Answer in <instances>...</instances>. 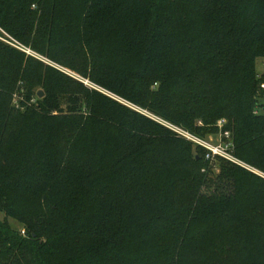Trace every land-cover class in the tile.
I'll return each instance as SVG.
<instances>
[{
	"label": "trees",
	"instance_id": "trees-1",
	"mask_svg": "<svg viewBox=\"0 0 264 264\" xmlns=\"http://www.w3.org/2000/svg\"><path fill=\"white\" fill-rule=\"evenodd\" d=\"M2 31L0 264H264V0H0ZM222 119L258 172L162 122Z\"/></svg>",
	"mask_w": 264,
	"mask_h": 264
},
{
	"label": "rangeland",
	"instance_id": "rangeland-1",
	"mask_svg": "<svg viewBox=\"0 0 264 264\" xmlns=\"http://www.w3.org/2000/svg\"><path fill=\"white\" fill-rule=\"evenodd\" d=\"M2 33H3V35L0 34V39H2L3 41H5L9 44L17 45L16 43L11 42V40H9V38H7V35L3 31H2ZM27 52L35 55L36 57L42 59L43 61H45L49 64L56 66L57 68L61 69L62 71L66 72L69 75H71V76L79 79L80 81L84 82L86 85L93 86L91 84V82L88 81V79H85L84 77L80 76L76 72H74L70 69L64 68L62 66L53 64L47 58L40 56L38 54H34L30 50H27ZM256 64H257V73L260 77H262L264 74V56L258 57ZM262 85L264 87V83ZM40 89H42V88L33 89L32 95L36 96ZM27 95H28L27 94V88L22 86L21 83L18 84L16 92H15L14 97H13L14 98L13 104L18 105L21 100L26 99ZM32 102H33V100L30 103H32ZM147 114H149V113H147ZM149 115H151V114H149ZM162 122L164 124H166L167 126L171 127L172 129L176 130L180 134L184 135L188 139H190V140L194 141L195 143L203 146L204 148H206L208 150V152H213L212 150L217 151V153L215 155H213V157L211 158L212 162L214 163L213 164L214 169H216V171L218 170V164H219V161L217 160L216 156L224 157L227 160L239 163V164H241V165H243V166H245L251 170H254L251 167H249L243 163H240L232 154L233 153V139L231 137L230 132L226 131L223 128L224 122H225L223 119L219 120L217 123L209 124V125H205L202 121L199 120L196 123V126L199 129H200V127H205V128L202 132H200V130H198V134H192L186 130H183L182 128H180L178 126L171 124V123H168L165 121H162ZM254 171H256V170H254ZM256 172H258V171H256ZM0 223H5L14 229L24 231L23 225L19 220H15L14 218L7 216L5 213H3L1 211H0Z\"/></svg>",
	"mask_w": 264,
	"mask_h": 264
},
{
	"label": "water",
	"instance_id": "water-1",
	"mask_svg": "<svg viewBox=\"0 0 264 264\" xmlns=\"http://www.w3.org/2000/svg\"><path fill=\"white\" fill-rule=\"evenodd\" d=\"M38 95H39V97H43L44 96V90L43 89H40L39 91H38Z\"/></svg>",
	"mask_w": 264,
	"mask_h": 264
},
{
	"label": "built area",
	"instance_id": "built-area-1",
	"mask_svg": "<svg viewBox=\"0 0 264 264\" xmlns=\"http://www.w3.org/2000/svg\"><path fill=\"white\" fill-rule=\"evenodd\" d=\"M212 150V149H211ZM213 152H211V153H209L208 155H207V157L208 158H210V157H212L213 155H215L216 153H217V151H215V150H212Z\"/></svg>",
	"mask_w": 264,
	"mask_h": 264
}]
</instances>
